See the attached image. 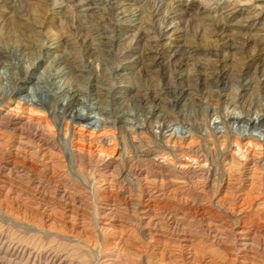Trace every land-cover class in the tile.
<instances>
[{
    "label": "bare ground",
    "instance_id": "obj_1",
    "mask_svg": "<svg viewBox=\"0 0 264 264\" xmlns=\"http://www.w3.org/2000/svg\"><path fill=\"white\" fill-rule=\"evenodd\" d=\"M58 1L59 0H52L49 6H53L52 15H55V18L57 17L61 20L62 17H64L61 15L63 13L62 7L60 9V6H55ZM74 1L77 2L75 5L73 3L75 8L82 9V13H78L79 15H76L75 18V21L79 23V25H82V27L78 26V28L81 27L80 30L83 31L85 24H91L89 25L90 27H85V29L88 28V32L84 35L81 34L82 32L80 33L78 28L74 29L73 34L75 35V38L79 39L78 37L81 36L80 41H78L79 43L77 44L78 46H73L71 45L72 43H60V40L55 39V46L50 48L51 50H48L46 53L47 55L41 56L40 54L29 53V51L27 52L25 48L26 46L24 47V50H22L23 48H20L21 50L16 48L11 51L10 49L4 51L0 45V68L3 67L6 70H9V68L12 69V72L10 71L11 74L9 75L0 71V104H4L3 106L7 107L9 101L11 102V100H15L16 102L15 107H7L9 111L6 112V115L0 118V134L4 135V132H7L10 135L7 140H2L3 142L0 141V181L9 186L8 192H15L28 199H35L49 205L60 203L64 205V209L70 207L67 209L73 214L72 218L75 215H77L75 218L80 216L84 218V205L79 202L80 200L74 201L71 199V195L73 194H70L68 187L61 184V177L65 175L62 174L58 176L53 172L50 175L49 172H51V167L48 164L49 162L48 160L46 162L44 161V159L47 158L46 154L55 147L51 135L53 134L55 136L54 128L56 127L55 125H57V122L65 120L67 124L66 131L69 129V120L72 121L73 126L79 124V127L75 126L78 127L77 132L81 133V135H78V137L76 136V140H71L72 138H69L68 135L69 139L67 140L70 146L75 147L74 150H72L73 148L70 150V154L74 151H78V153L79 151L80 153L82 151H87L88 153L90 152L89 155L94 153L98 158H102L117 152V150L111 146L112 142L116 143L115 146H119V143L121 142L122 158L130 157H127L128 155H126L128 148H131L129 152L133 153L134 160L136 158L139 159L140 157L147 158L148 156L146 157L147 154L145 150H140V148V151H136V144H139V139L142 140L146 136L144 135L146 132L145 130L152 128L154 120H151L150 122V119L153 116L160 114H163L162 117L164 118L174 117L178 119L179 114L181 113L179 104L187 94H185L184 91L182 92L181 90L180 92L177 89L169 92L166 91L167 94H170L169 96H171L173 100H168L170 106L166 107V109L160 108L157 107L155 103H150V101L155 102V99H160L158 97L156 98L159 92L156 87L157 85L153 83L150 85H144L139 81H143L146 78L147 81L150 80L151 77L149 78V74L151 72L162 73V77L167 79V84L172 86L176 83L175 88L183 82L189 83V85L195 87L198 83H201L196 82L197 80H194L195 78L193 79L192 72H194V67H190V62H186L189 68H182L181 71H179L180 69H177L179 72L178 75H181V80L179 82L172 79L173 77L170 75V72H172L173 69L170 67V60L175 59L176 53L174 51L170 54L169 51L165 50V46H167L169 42H164L161 48L156 47L155 42L160 39L162 40L164 37L169 40V38H171L170 35H176L178 36L177 39H180L181 36L178 35V32L183 31L185 36L192 37V44L200 43V45H203L201 49L206 52V56H210H207L208 59H216L219 56H224L226 59L229 54L228 52L232 51L234 53L231 55L236 58V54H243L244 46L252 44L251 42H253L254 48L258 47V45L264 44V37L260 38L261 36L259 34H253L250 32V29L254 28L251 25L255 26L257 23L264 28V19L262 20L263 22H261L260 18V16H264V0H245L253 4L247 8H238L240 13H245V19L241 22L242 24L247 23L244 27L241 23H237L231 27L227 25L229 21L237 15L235 14L236 12H234L236 7L231 11L226 10L229 7L227 6L229 5L227 4L228 0H202L200 2L202 3V8H200V6L195 8L185 7L187 0H172V3L168 0L164 2L163 6L159 5L163 0H152V2L149 0V9L151 8L153 10L149 13L148 17L150 18V21L147 22L148 24H145V21H143L146 16L143 15L144 12L142 13V8H139V6L135 4H131L130 6L128 5L129 3L127 4L128 6L123 5L126 4L124 2L127 0H73V2ZM241 1L243 0H238L237 2ZM117 2L123 3V6H121L123 10L120 12L116 11L117 8L115 6L117 5L115 4H117ZM0 4L3 9H7L6 12L10 11L15 14L16 21H19L18 19H24V9L22 8L20 0H0ZM250 8L252 11L250 10L249 12L248 10ZM65 18L68 21L69 18ZM94 19L99 22L103 21L104 24L96 26L93 23ZM109 19H112L115 22L111 24L108 21ZM155 19H157V21ZM16 21L14 20L11 23V26L14 28L20 27V24ZM166 22L168 25L175 24V26L168 31H163L162 28ZM259 28L255 31L256 33L264 31V29ZM87 34L90 35V39H97L99 42L95 43L94 41L90 42L89 40L90 43H88L86 40ZM125 35L127 38L124 37ZM229 35L237 36L236 38L238 40H229L230 43L227 42L221 45L220 42H223V40ZM27 37L33 40L31 36L27 35ZM255 37L258 39H254ZM83 38H85V40H83ZM145 39L147 40V44L145 45L147 48L145 47L144 49V47L139 45H141ZM35 42L38 43V41ZM41 43L42 45H39L43 46V48L47 47V45L43 44V40H41ZM171 43L172 42H170V44ZM139 48L146 50L148 54H145L144 51L143 55H139ZM72 49H75V53ZM261 50H264V47H262ZM195 52L197 53V51ZM103 53L115 57V59L112 60L115 61V63H112V76L111 74L106 75L104 72H101V74L98 73V70L100 69H98L99 65L97 62L106 61V59L103 57L102 59L99 56ZM76 54L78 56H76ZM137 54L138 56H136ZM11 56L15 57L14 59L16 62L9 60ZM133 57H135L134 60L129 61L130 59L132 60ZM246 57H241L237 61L233 59L231 62V65H233L234 68H231L233 71L232 73L230 72L231 78L229 79L233 83L232 88L235 89L233 93L235 97L232 99L238 98V101L240 93L244 92V90H248L242 86L240 79L243 75L245 77L249 76L248 74L255 63V60L253 59L251 61L248 60V62ZM167 58L168 62H165ZM174 63H176V61ZM219 66L216 65L212 68L203 67L204 69H211L212 71L211 75L208 73L205 77H202L203 82H205V84H203L205 87L217 85L221 88V85L227 87L228 84H230V81L228 80L227 84L224 85L223 76H225L226 73H221ZM135 67L142 69V77H138L139 81L133 83L132 81L135 79ZM152 68L154 70H152ZM105 70L106 69H104V71ZM184 71L188 72L190 75L185 76V73L183 76ZM263 75L264 66L256 67L252 76L254 79L258 78L259 80L256 82L258 85L257 87L261 86L264 88V81L259 78V76ZM33 80L37 82V85H33L35 93H30L28 90L31 88L30 84H32ZM127 84L130 86L129 88H136L139 92L143 91L142 89H147L149 92L131 96V89L128 88L129 92H127L121 88L123 85ZM146 85H148V87L144 88ZM240 90L241 92H239ZM14 94L18 95L15 99L13 97ZM152 94H155V97L152 98ZM262 94L264 96V90ZM240 98H242V96H240ZM222 99H224V97H222ZM145 102L147 103L144 105ZM226 103V105H229L228 102ZM136 104L142 107L144 105L146 109L149 108V111L147 112L149 117L146 120L145 127L138 124L137 111L131 108V106H135ZM239 105L240 104L232 103L230 104V107L234 106L236 110L240 108ZM41 107H45L50 111L49 114H52V117H54L55 124L52 125V122L46 121L42 117H33L43 115V111L41 112V110L38 109ZM240 109L242 110V113L238 116H224V125L230 123L229 119L234 118V122H237L238 124L245 123L250 124L252 127L258 125L264 127V117L260 115L262 111L261 108V111L256 110L255 113L258 115L255 119L249 115V111H244L245 108L241 107ZM25 111H28L30 116H26V122L22 123L19 120L18 113ZM92 113L100 116L97 121L100 123V127L96 125L97 122L93 123V118L96 116H92ZM101 117H103V119H101ZM158 118L159 117H157V119ZM179 123L183 124V122ZM188 124V128L191 129V135L189 136L191 139L189 141L186 138L182 140L173 132L174 129L170 128L168 130V136L170 137L168 141L172 142L170 143L173 145L172 147L180 148L179 159L181 162L178 164V167H180L178 173L182 175L175 177L171 182L175 184V186H178L177 188L182 190V192L189 189V181L187 180V176H185L186 170L190 168L193 169V167H195L194 165H196L197 167L195 170L198 168L199 170L204 171V162L206 161L201 159L197 151L192 150V147H195L196 145L195 141L200 137L197 134L199 129H197L191 121H189ZM226 127L228 126L226 125ZM2 129H5V131ZM60 132L58 133L60 134ZM211 133L212 134L209 135L208 139L212 140V143L217 140L220 144L231 143L235 147L231 153L233 156L231 158L232 160L227 163L229 168H231L234 163V156L237 157V159L244 160L242 152H246L245 150L247 149H245V147L247 145L256 149H261L262 146L264 147V143L254 140L251 134L242 138L234 133L230 134V131L226 135L220 136H216L215 130ZM67 134L68 132L64 134L65 138ZM72 136L73 135H71V137ZM85 137H89V139L86 140ZM12 139L13 141H19L20 144L15 149H9L11 147L5 145V143ZM64 140L65 139H63V141ZM118 140L121 141L118 142ZM184 142L186 143V146H184V144L183 146L178 144ZM20 146H23L25 150L28 149L27 153H24L22 149H20ZM68 155L69 154L66 153V156ZM76 155H73L71 158H74ZM145 158L140 161L145 160ZM80 160L78 159L75 164L81 163L82 160ZM159 160L168 162V151L166 152L165 150L164 152H158L152 157V159H149V161H153L156 165L160 164ZM96 161L98 160L96 159ZM85 163L86 165H89L91 162L89 164L87 162ZM85 163L82 162L81 166ZM91 165L92 164H90V166ZM143 166L145 165H142L141 167ZM141 167L133 165L129 169H125L121 175L124 177V180L131 183L129 186H132V191L130 192H114L111 185L112 182L109 181L110 177H108L110 175H99L100 180L94 178L95 181L93 182L100 183L98 188L102 189L101 193L103 196L111 198L112 200V203L108 204L110 206L104 208L105 210L102 214L98 213L102 219H117L120 223H123L119 224L121 228L131 222L141 231L143 237L153 242L164 241L167 244V241H169L170 238H173L179 242V246H194L196 243L212 240L220 246L229 247L230 252L232 253H240L242 258L251 257L257 259L260 254L264 255V247L260 245L262 243L261 239H264V221L253 223L254 221L252 222L251 220H248V218L246 219L245 216H242L240 211L237 216H233L234 219L232 226L234 227L232 228V231H229L226 227L227 219L225 217L227 215L224 213L223 209L221 210L219 205L207 206L195 202L187 204L181 201L182 198L176 200L172 194L173 191L170 192L165 189L163 183L164 180L162 181V179H158L159 176L152 179L146 177L144 179L145 183L143 184L148 192L146 198L139 199L138 201L133 200L132 196L134 195V192L140 188L138 184L136 187V184H134L133 181L136 182L138 176L144 174V167ZM83 168H85V165ZM229 168L226 170L229 171ZM92 170L94 169L92 168ZM90 172L93 173V171ZM162 172L164 171L162 170ZM71 174H73V172H71ZM146 174L147 173H145V175ZM223 181L224 179L218 180L217 183L214 181L209 187L214 188L216 186V190H214L215 192ZM231 186L232 183L229 181L227 185L228 190L231 189ZM128 201H131V204L128 206L135 209L133 213H128L129 208L126 206ZM137 206L138 208H136ZM128 215L132 217L137 215V219H135V221H130ZM229 232H233L232 234L230 233L233 237L232 239L229 237ZM120 234L123 237L119 238L123 239L124 233ZM123 241L126 242L127 240L123 239ZM166 244L158 247L160 249L159 252L160 254L162 253V255L164 253H170L171 251H168V245ZM157 245L158 244H156V246ZM20 246L22 247L20 244L18 248H20ZM186 254V256L181 254L175 256L177 257V260L184 262V264L196 260L193 259L191 261L190 258L192 257V254L190 252H187ZM192 264H194V262Z\"/></svg>",
    "mask_w": 264,
    "mask_h": 264
},
{
    "label": "rangeland",
    "instance_id": "obj_2",
    "mask_svg": "<svg viewBox=\"0 0 264 264\" xmlns=\"http://www.w3.org/2000/svg\"><path fill=\"white\" fill-rule=\"evenodd\" d=\"M20 1L22 4V8L24 9L23 17L25 20L17 18L19 21H16V16H14L15 14L10 11L6 12L7 9H3L0 4V45L2 46L4 51H8V49H10L11 51L16 48H23L22 50H24V47L26 46L25 48L27 52L29 51V53H36L43 56L47 55L46 53L48 52V50H51L50 48L55 46V39L60 40V43L66 42L67 44L72 43L71 45L78 46L77 44L79 43L78 41H80L81 36L78 37L79 39H76L73 31L75 28H78V26L82 27V25H79V23L75 21L76 15L82 13V9L77 7L75 8L74 5L77 4L76 1L73 2V0H59L58 3L56 2L57 4H55V6H60L59 8L61 9L62 7L63 10V13L61 15L64 17L61 16V20L60 18H55V15H52L53 6H49L52 0ZM166 1L168 0H163V2L159 3V5L163 6L164 2ZM169 1L171 3L173 2L172 0ZM201 1L202 0H187L185 7L195 8L200 6V8H202V3H200ZM237 1L238 0H228L229 3L227 2V4H229L227 6L229 7L226 10L231 11L236 7L234 12H236L235 14H237L232 18V20L230 19L231 21H229V23L227 24L230 27L236 25L237 23H241L245 19V13H240V10L238 8H247L251 6V4H253L245 0L241 2ZM122 2H117V4H115L117 6L114 5L118 9H116V11H122L123 8H121V6L123 5L131 6V4H135L139 6V8L143 9L142 13L144 12L143 15L146 16L143 21H145V24H148L147 22L150 21V18L148 17L149 13L153 10L151 8L149 9V0H127L124 2L126 4H123ZM150 2H152V0ZM250 10L252 11L251 8L248 11L250 12ZM65 17L69 18L68 21ZM263 17L264 16H260L261 22L264 21ZM157 19L155 20L157 21ZM14 20L20 24L21 28H14L13 26H11V23ZM108 21L111 24L115 22L112 19H109ZM93 23L96 26H101V24H104L103 21L99 22L96 19H94ZM89 25L85 24V27H90ZM246 25L247 23L242 24L243 27ZM174 26L175 24L168 25V23L166 22L162 29L163 31H168ZM251 26L254 27L253 29H250L251 33L259 34L261 37H258L260 38L264 37V31H259V33L255 32L259 27V29L262 28L261 25H258L257 23V25ZM85 27L83 31L78 28L80 33L82 32V35L88 32V28L85 29ZM27 35L31 36L33 40L29 39ZM90 35L87 34L86 40L88 41V43L93 41L95 43L99 42L97 41V39H90ZM178 35L181 36L180 39H177L178 36L176 35H170L171 38H169V40H167L168 38L164 37L162 38V40L160 39L159 41L155 42V46L161 48L164 42H169L168 45L165 46V50L169 51L170 54L175 51V59L170 60V67L173 69V71L170 72V75H172L173 77L172 79L179 82L181 80V75H178L179 72L177 71V69H180L179 71H181L182 68H189L186 62H190V67H194V72H192L193 79L195 78L194 80H197L196 82H201L200 84L198 83V85L195 87L189 85V83L183 82L181 83V85L175 88L176 83L172 86L167 84V79H164L162 77V73L159 74L151 72L149 74V78L151 77L150 80L147 81L146 78L143 81H139L138 77H142V69H140L139 67H135L136 69H134V76L137 81L133 79V83L139 81L144 85H150L151 83L157 85L156 87L159 92L156 98L158 97L160 99H155V102L150 101V103L152 104L155 103L157 107L166 109V107L170 106L168 100L173 99L171 98V96H169L170 94H167L166 91L169 92L171 90L177 89L178 91L181 92L182 90V92L184 91L185 94H187L179 104L181 113L179 114L178 119L174 117L164 118L162 117L163 114L155 115L150 119V122L151 120H154L152 128L145 130L146 132L144 135L146 136L142 140L139 139V144H136V151L140 148V150L146 151V157H148L144 158L145 160H147L140 161L141 159H144L141 157L134 160L133 153L129 152L131 148H128L126 152V155H128L127 157H130H124L125 159L122 158V144L120 142L121 140H118V142H120L119 146H115L116 143L112 142L111 146L117 150V152L113 153L112 155L98 158L94 153H91L92 155H89L90 152L88 153L87 151H82L81 153L80 151L79 153L78 151H74L72 153L73 155L77 154L75 156L76 158H71L73 155L72 153L70 154V150L72 148V150H74L75 147H71L67 139L72 138L71 140H76L75 137L81 135V133L77 132L79 124H75L78 127H76L75 125L73 126L72 121L69 120L70 122H68L70 125L68 124V128L70 129V131L69 129L68 131H66L65 129L67 127V124L65 120L57 122V125H55L56 127L54 128L55 136L53 134L51 135L52 142L55 144V147H53L46 154L47 158H45L44 161L46 162L48 160L49 162L48 164L51 167V172H49L50 175L52 172L58 176L62 174L65 175L61 177V184L68 187V189L70 190V194H73L71 195V199H73L74 201L80 200L79 202L84 205V215L86 219L82 216L75 218V216L77 215L73 216L72 218L73 214L67 209L70 207H66L64 209V205L60 203L49 205L45 204V202L42 203L35 199H28L25 196L18 195L15 192H8L9 186L0 181V264H184V262H180L179 260H177L176 256L179 254L186 256L187 252H190L192 254V257L190 258L191 261L193 259H196L195 261L193 260L194 264H264V255L260 254L257 259H253L251 257L242 258L240 253H232L230 252L229 247L220 246L217 243H214L212 240L208 242L202 241L201 243H196L194 246H179V242H177V240L173 238H170V240L167 241L169 244H166L164 241L153 242L143 237L141 231L137 229V227L131 222L130 224H126L125 227L121 228L119 224L123 223H120L119 220H105L98 215V213H103V211L105 210L104 208L110 206L108 204H111L112 200L111 198L103 196V194L101 193L102 189L98 188L100 183L93 182L95 181L94 178H96V180H100V176L110 175L108 177H110L109 181L112 182L111 185L114 192H130L132 191V186H129L131 183L124 180V177L121 176L123 171L125 169H129L133 165H138L140 167L142 165H145L143 166L144 168L141 167L144 169V174L138 176V179L136 178V182L133 181V183L136 184V187L137 184L140 186L139 190L134 192V195L132 196L133 200L135 201L144 199L147 196V189L143 185L145 183L144 179L146 177L152 179L159 176L158 179H162V181L164 180L163 183L165 185V189L170 192L173 191L172 194L174 195V198L176 200H180L182 198L181 201L187 204H189L190 202H195L207 206H213L216 204L219 205L221 210L223 209L224 213H226L227 215L225 217L227 219L226 227L229 231H232V228L234 227L232 226L234 219L233 216H237L240 211L242 213V216H245L246 219L248 218V220H251L252 222L254 221L253 223L264 221V147L262 146L261 149H256L247 145L245 147V149L247 150L244 149L246 152H242L244 160L237 159V157L234 156V163L232 167L229 168V165H227V163H229L232 160L231 158L233 157L231 155V153L235 149L233 144H220L217 140L212 143V140L208 139L209 135H211V132H214V130L216 136L226 135L230 131V134L234 133L242 138H245V136L251 134L254 140H257L260 143H264V129H262L264 127L262 126L260 127L258 125L252 127L250 124H238L237 122H234V118L229 119L230 123L224 125V116H238L242 113V110L240 109L241 107L245 108L244 111H249V115L252 116L253 119H255L258 115L257 113H255L256 110L259 111L261 108L262 111L260 110V115L264 117V96L262 94L264 88H262L261 86L257 87L258 85L256 82L259 80L258 78L254 79V77L252 76V74L255 72L256 67L264 66V50H261V48L264 47V44L258 45V47L254 48L253 42H251L252 44L244 46L243 54H236V58L231 55L234 53L232 51L228 52L229 54L227 55L226 59L224 58V56H219L216 59H208V57L210 56L207 55V57L205 55L206 52L201 49L203 45H200V43L192 44V37H188L187 35L185 36V34H183V31L178 32ZM124 37L127 38L126 35ZM236 37L237 36L229 35L223 40V42H220V44L222 45L223 43L227 42L230 43V41L234 39L238 40ZM254 39L258 38L255 37ZM41 40H43V44L47 45V47L43 48V46H41ZM83 40H85V38H83ZM35 41H38V43ZM146 41L147 40L145 39V41H143V43H141V45L139 46L144 47L145 49V45L147 44ZM170 42L172 43L170 44ZM141 50L142 49H140L138 53L139 55H143L144 51L145 54L147 53L146 50H142L143 52ZM72 51L74 52L75 49H72ZM195 51H197V53ZM138 54L136 56H138ZM76 56L78 55L76 54ZM99 56L106 59V61L97 62L99 65L98 69H100L98 70V73L101 74V72H104L106 75L111 74L112 76V63H115V61L112 60H114L115 57H113L112 55H110V57L107 53H103ZM241 57H246L247 61H251L253 59L255 60V63L253 64L254 66L250 71L251 75L250 73L248 74L249 76L246 77L243 75V77L240 79L242 86L248 90H244V92H241V90L239 91L241 93L239 95L238 101V98L232 99L233 97H235L233 94L235 89L232 88L233 83L229 78H231V73L233 71L231 68H234V66L231 65V62L233 61V59L237 61ZM14 58V56H11L9 60L14 62ZM134 58L135 57H133L132 60L130 59L129 61H133ZM175 61L176 63H174ZM165 62H168V58L165 60ZM216 65H220L219 70L221 71V73H226L225 76H223V79L224 85L227 84L228 80L230 81V84H228L227 87L222 85L220 86L221 88H219L217 85L205 87L203 85L205 84V82H203L202 77H205L208 73L210 75L212 74L211 69H204L203 67L212 68ZM153 67L156 68L155 66ZM103 68L106 70L104 71ZM11 70L12 69L10 68L9 70L4 69L3 67L0 68L1 72H5L8 75L11 74ZM152 70L154 69L152 68ZM184 75L189 76L190 74L184 71L183 76ZM259 78L264 81V75L259 76ZM30 85L31 88L28 90V92L35 93L33 85H37V82L33 80L32 84ZM129 87L130 86L127 84L123 85V87L121 88L124 91L129 92ZM145 87H148V85L144 86V88ZM129 89L132 90L130 92L131 96H135L137 94L139 95V93L144 94L149 92L147 89H142L143 91L141 92L136 90V88L131 87ZM240 96H242V98H240ZM13 97L15 99L18 97V95L14 94ZM151 97H155V94H152ZM222 97H224V99H222ZM226 102H228L229 105H226ZM146 103L147 102H145L144 105ZM232 103L240 104V108L235 110L234 106L230 107V104ZM3 105L0 104V118L6 115V112L9 111L8 108L10 106L14 108L16 102L15 100H11V102L9 101L7 106L8 108ZM144 105L143 107L137 104L135 106H131L133 110L137 111L138 124L142 125L143 127L146 126V120L149 117L147 114L149 108L146 109ZM38 109H40L41 112L43 111V115L33 117H42L46 121L52 122V125L55 124V119L54 117H52V114H49L50 111L47 108L41 107ZM18 115L19 120L22 123L26 122V116H30L28 111L19 112ZM91 115L94 117L96 116L95 118H93V123H96L100 118V116L96 115L95 113H92ZM157 117L159 118L157 119ZM101 119H103V117H101ZM187 121L193 122L194 126L199 129L197 134L200 137H198V139L195 141L196 145L195 147H192V150L197 151L201 159H204L206 161L204 162V171L199 170L198 168L197 170L199 171L195 170L197 167L196 165H194L195 167H193V169L190 168L186 170L185 176H187L188 178L186 179L189 181L188 186L190 190L188 189L187 191L185 190L184 192H182V190L177 188L178 186H175V184L171 182L175 179V177H179L180 175L178 173V171L180 170L178 164L181 162V160L179 159L180 148L172 147L173 145L170 144L172 142L168 141V139L170 138L168 136V130L170 128L174 129L173 132L176 133L177 136H179L182 140L186 138L189 141L191 139L189 137L191 135V129L188 128L189 124ZM179 122H183V124H180ZM96 125L100 127L99 122H97ZM226 125L228 127H226ZM2 130L5 131V129ZM56 132L58 135L56 134ZM58 132H60L61 135ZM67 132L68 134L65 138L64 134ZM71 135H73L74 137H71ZM9 136L10 135L7 132H4V135L0 134V141L3 142L2 140H7ZM63 139L65 140L63 141ZM85 139L88 140L89 137H85ZM64 144L66 145V147ZM178 144L181 146H183L184 144V146H186L185 142L182 144ZM5 145L11 147L9 149H15L20 144L19 141H13L12 139L5 143ZM22 147L23 146H20V149H22L24 153H27L28 149L25 150L24 147ZM165 150L169 153L168 162L159 160L160 164L156 165L155 163H153V161H149V159H152L155 154L162 151L164 152ZM66 153H68L69 155L66 156ZM78 159L82 160H80L81 163H78L79 165L75 164L77 163L76 161H78ZM96 159L98 161H96ZM82 162H87L88 164L90 163L92 165H86L85 163L83 164V166L85 165V168H83V166H81ZM90 167H92L94 170H92V168ZM228 168L229 171H227ZM162 170L164 172H162ZM90 171H93V173ZM71 172H73V174H71ZM145 173L147 174L145 175ZM222 179H224V181L220 184L218 190L214 192V190H216V186L214 188H210L209 186H211L214 181L215 183H217L218 180ZM229 181H231L232 186L231 189L228 190L227 185ZM130 202L131 201H128L126 206L130 205ZM48 205L50 206V208ZM127 208H129L128 213H133L135 211V209H133L132 207L128 206ZM136 208H138V206ZM129 216L130 215H128L130 221H135V219H137V215H134V217ZM120 233H124L123 239L127 240L126 242H124L123 239H120L121 237H123ZM230 233L231 232H229V237L230 239H232L233 237L231 234L233 232L231 234ZM263 241L264 239H261L262 243L260 245L264 247ZM20 244L22 245V247L20 246V248H18ZM156 244L158 245L156 246ZM164 244L168 245V251H171L170 253L168 252L162 255V253L160 254V249L158 247L164 246ZM193 262H186L185 264H192Z\"/></svg>",
    "mask_w": 264,
    "mask_h": 264
}]
</instances>
